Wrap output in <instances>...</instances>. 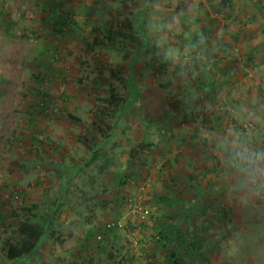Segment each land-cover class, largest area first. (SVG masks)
Instances as JSON below:
<instances>
[{"label": "rangeland", "instance_id": "1", "mask_svg": "<svg viewBox=\"0 0 264 264\" xmlns=\"http://www.w3.org/2000/svg\"><path fill=\"white\" fill-rule=\"evenodd\" d=\"M263 21L264 0H0V264H226L264 206L224 148L232 132L264 147ZM47 214L40 247L9 261L18 224Z\"/></svg>", "mask_w": 264, "mask_h": 264}, {"label": "trees", "instance_id": "2", "mask_svg": "<svg viewBox=\"0 0 264 264\" xmlns=\"http://www.w3.org/2000/svg\"><path fill=\"white\" fill-rule=\"evenodd\" d=\"M51 9H52V11H54L55 8H51ZM69 20H70L69 18H65V16H63V15L58 16V17H56V16L52 17L51 18V23L55 24V26H56V28H54L55 32L56 33H60L59 26L70 22ZM117 35L121 36L123 38H127V36H128V34L122 33V32H118ZM106 39L113 40L110 37H108ZM94 45L99 48L101 45L103 46L104 44H101V43L97 44V42L95 41ZM260 46L264 47V42H262V44H260ZM128 47H129V45L126 46V48H128ZM226 73H227V78H230V77H232L234 75L232 72H226ZM204 88L208 89L209 86L208 87L205 86ZM119 101H121V98H119V96L117 95V92L114 89V87L110 86V98L107 100V103H108L109 107H111V108L118 107L117 103ZM196 121L197 120H195L193 118H190V119H185L184 123L185 124H194ZM158 122H160V121H158ZM155 123H157V122L150 121V122H148L146 124L147 125H149V124H153L154 125ZM153 125H151V126H153ZM112 130L113 129L108 128V131L106 133H104V135L106 137V140L109 139L108 138L109 137V133L108 132L112 131ZM87 147H88L89 150H91V151L93 150V148L90 145L89 146L87 145ZM140 147H142L141 149L147 148L145 145L144 146H140ZM132 150H133V152H131V155L129 156L130 157V160H129L130 165H132L136 161V159H138L139 156L143 155L138 150H134V149H132ZM97 157L99 158V154L97 155V153L94 152L92 154L91 161L96 160ZM111 166H112V163L109 160L106 159L103 162V164L101 166H99V169H98L99 173L105 172ZM130 170H131L130 175H128L126 178L122 179V184H128V183L134 181V179H135V177L133 175L134 170H132V169H130ZM102 205L104 207L105 206L107 207L109 204L108 203H104ZM54 208H55L54 213L56 214L57 211L59 210L58 209L59 205L55 204V205H53L51 207V209H54ZM25 210H26L27 213H30V212L32 213L35 210V206H32L29 209L26 208ZM5 223H6L5 220H3L1 222V224H3V225ZM50 224H51L50 223V217H48V214L45 215L43 217L42 221H40V222H32L31 219L26 218V220L24 222H21L20 224H18V234H17L16 240L15 241L8 240L6 242V245H7V259L9 261L22 260V259H25L26 257L32 255L40 247V245L42 244V241L45 240V236H46L47 232L49 231V228H50L49 225ZM112 230H115V229L105 228L103 234H101L102 241L99 242V247L101 248L102 251H106V249H107L106 248L107 246H105V244H106L105 241H107V238H108L107 234L109 232H111ZM193 251H194V249L192 247H190L187 250V253H192ZM108 253H109V258L112 259L113 256H114L113 253L112 252H108ZM170 260L171 261L172 260L176 261L173 264H181L182 263V258L180 260H177V258L175 256H173V255L170 256ZM119 264H123V263L119 262ZM152 264H157V263L153 262Z\"/></svg>", "mask_w": 264, "mask_h": 264}, {"label": "crops", "instance_id": "3", "mask_svg": "<svg viewBox=\"0 0 264 264\" xmlns=\"http://www.w3.org/2000/svg\"><path fill=\"white\" fill-rule=\"evenodd\" d=\"M236 28L241 29V26H236ZM252 28L253 31H250L251 33L248 32L250 33L249 35H247L248 33L245 34L247 30L246 29L244 31V34L236 36V40H240V44H244L247 39L255 36L256 28L253 26ZM241 33L243 32L241 31ZM257 39H259V42H255V53L257 51H260V44H262L263 42V39ZM205 43L209 45V42ZM245 188L249 189L247 186H245ZM261 190H264V188H261ZM262 205H264V203H262ZM258 206V204L253 205L254 210L253 208L252 210L254 212L252 213V216H246V218H243L242 222L238 223V242H233V246L227 247L226 250L229 251L230 257L229 261L226 264H264V206L263 208L259 206V210L257 209ZM240 211H242V208L240 209ZM224 234L225 232L222 233V236H224ZM96 236L98 237V234ZM93 240L94 239L90 241V244L87 246V248L89 247L90 249H92L93 246L91 242ZM95 242L98 244V241ZM235 257L237 258V260L232 261V259H235Z\"/></svg>", "mask_w": 264, "mask_h": 264}, {"label": "clouds", "instance_id": "4", "mask_svg": "<svg viewBox=\"0 0 264 264\" xmlns=\"http://www.w3.org/2000/svg\"><path fill=\"white\" fill-rule=\"evenodd\" d=\"M226 136L224 148L231 172L230 178L236 184H243L251 191L264 186V147L249 146L238 132Z\"/></svg>", "mask_w": 264, "mask_h": 264}, {"label": "built area", "instance_id": "5", "mask_svg": "<svg viewBox=\"0 0 264 264\" xmlns=\"http://www.w3.org/2000/svg\"><path fill=\"white\" fill-rule=\"evenodd\" d=\"M114 227H115V228H117V227H118V228H122V226H121L120 224H119V225H117V224H113V225H109V226H108V229H115ZM98 241H99V242L102 241V236H101V235L98 236ZM120 262L123 263V261H120ZM123 264H124V263H123Z\"/></svg>", "mask_w": 264, "mask_h": 264}]
</instances>
